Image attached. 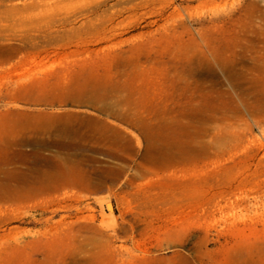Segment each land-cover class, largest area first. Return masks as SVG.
<instances>
[{
    "label": "rangeland",
    "instance_id": "1",
    "mask_svg": "<svg viewBox=\"0 0 264 264\" xmlns=\"http://www.w3.org/2000/svg\"><path fill=\"white\" fill-rule=\"evenodd\" d=\"M259 50L264 0H0V264H264V123L216 110Z\"/></svg>",
    "mask_w": 264,
    "mask_h": 264
},
{
    "label": "bare ground",
    "instance_id": "2",
    "mask_svg": "<svg viewBox=\"0 0 264 264\" xmlns=\"http://www.w3.org/2000/svg\"><path fill=\"white\" fill-rule=\"evenodd\" d=\"M27 1L28 0H18V3L21 5H25ZM225 57H227V55ZM232 59L233 61L231 60V62H229V59V61H227L220 58L218 62L220 69L226 76L225 80L227 78L230 88L223 87V84L225 83L222 81V79H219L217 81V85H219L220 88L219 94L222 97V105H218L216 107V110H218V113L220 109L224 110L225 114L227 111L231 112L232 115L230 114L229 117L234 116V114H237L242 119L246 116H249L254 120L256 125L260 126L264 123V62L262 61L264 59V51H242L237 53ZM134 124L138 127L141 134L143 135L146 143V150L148 152H161L163 154H171L179 147V143L177 142V140L171 137L173 128L170 122H168L167 120H162L158 124H150L147 121L135 119ZM214 126L216 128V126L218 125ZM215 130L213 132H215ZM263 149L264 141L261 138H256L255 140H252L250 144L244 146L242 154H239L237 158L231 157L230 159L227 158L226 160L229 159L228 161L231 160L232 163H235V161L239 158V160H245V162L249 161V159H251L252 161L258 159L260 162L262 161V159H264ZM219 164H222V167H227L230 162ZM244 180H246L245 177L241 182H243ZM241 182L232 190H221L220 196L225 197L226 195H235L236 193L234 191H236L240 187V185L242 184ZM256 192L257 191L251 192V194L245 193L240 198L235 199L234 201L231 200V205L234 207H240L242 209H248V207L250 206V200L248 199V196H253L256 199V202L254 204H251V207H253L254 205H256L255 207H259L257 200L258 197L253 194ZM216 205L219 206V203H217ZM109 207H111L110 203ZM131 232L132 231H130V233ZM177 257L180 258V262H182V264L189 260V258L181 252L177 253Z\"/></svg>",
    "mask_w": 264,
    "mask_h": 264
}]
</instances>
